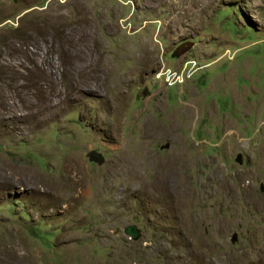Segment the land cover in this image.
Returning a JSON list of instances; mask_svg holds the SVG:
<instances>
[{
    "label": "rangeland",
    "instance_id": "rangeland-1",
    "mask_svg": "<svg viewBox=\"0 0 264 264\" xmlns=\"http://www.w3.org/2000/svg\"><path fill=\"white\" fill-rule=\"evenodd\" d=\"M0 264H264V0H0Z\"/></svg>",
    "mask_w": 264,
    "mask_h": 264
},
{
    "label": "water",
    "instance_id": "water-1",
    "mask_svg": "<svg viewBox=\"0 0 264 264\" xmlns=\"http://www.w3.org/2000/svg\"><path fill=\"white\" fill-rule=\"evenodd\" d=\"M88 156H89V159L90 160H93L94 162H96V163H98V164H102L103 163V157L100 155V154H98V153H95L94 151H92V152H89V154H88ZM237 161L238 162H241V159H240V156H239V159H237ZM127 232L129 233V234H131V235H134V228H128V230H127ZM235 235H233V237H232V241H235Z\"/></svg>",
    "mask_w": 264,
    "mask_h": 264
}]
</instances>
